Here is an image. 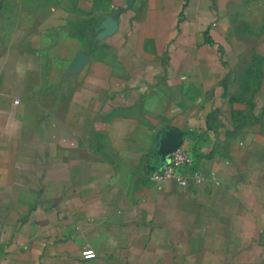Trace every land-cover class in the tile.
<instances>
[{"label": "crops", "instance_id": "0c3cea01", "mask_svg": "<svg viewBox=\"0 0 264 264\" xmlns=\"http://www.w3.org/2000/svg\"><path fill=\"white\" fill-rule=\"evenodd\" d=\"M0 264H264V0H0Z\"/></svg>", "mask_w": 264, "mask_h": 264}, {"label": "built area", "instance_id": "2783aa9c", "mask_svg": "<svg viewBox=\"0 0 264 264\" xmlns=\"http://www.w3.org/2000/svg\"><path fill=\"white\" fill-rule=\"evenodd\" d=\"M164 157V164L152 172L151 179L157 182L165 179H176L179 183H185V179L179 177L178 172L191 162L188 151L183 146L178 145L164 153ZM195 180L201 181L202 176L195 175Z\"/></svg>", "mask_w": 264, "mask_h": 264}, {"label": "water", "instance_id": "95a60500", "mask_svg": "<svg viewBox=\"0 0 264 264\" xmlns=\"http://www.w3.org/2000/svg\"><path fill=\"white\" fill-rule=\"evenodd\" d=\"M178 145H179V143H175L173 146H171L169 149H167V150L165 151V153L168 152L169 150H171L172 148L178 146Z\"/></svg>", "mask_w": 264, "mask_h": 264}]
</instances>
